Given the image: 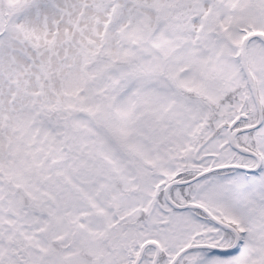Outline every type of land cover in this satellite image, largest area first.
<instances>
[{
  "label": "snow or ice",
  "instance_id": "snow-or-ice-1",
  "mask_svg": "<svg viewBox=\"0 0 264 264\" xmlns=\"http://www.w3.org/2000/svg\"><path fill=\"white\" fill-rule=\"evenodd\" d=\"M0 264H264V0H0Z\"/></svg>",
  "mask_w": 264,
  "mask_h": 264
}]
</instances>
